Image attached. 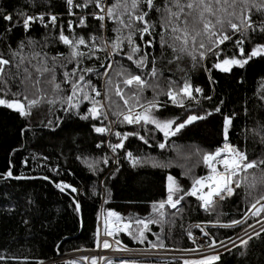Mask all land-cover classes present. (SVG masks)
<instances>
[{"label":"snow or ice","instance_id":"snow-or-ice-1","mask_svg":"<svg viewBox=\"0 0 264 264\" xmlns=\"http://www.w3.org/2000/svg\"><path fill=\"white\" fill-rule=\"evenodd\" d=\"M63 6L66 16L71 17L66 23L61 14L51 10V4L49 10L35 14L0 10V20L6 22L0 29V44L7 53H0V107L12 110L25 121L21 136L32 131L34 111L45 105L48 112L63 113L41 121L50 133L63 131L73 117L85 121L94 137L99 138L94 139L92 146L112 153L100 160H86L88 168L100 173L99 165L107 167L111 162L116 165L110 170V176H114L121 171L122 159L133 169L170 166V162L141 155L139 150L134 153L131 150L133 137L144 146L164 151L173 138H182L191 127L217 115L222 118V144L194 153L198 156L197 163L207 170L204 175H196L193 166H189L182 173L191 181L190 186L185 187L176 175L167 173L164 195L151 203L148 215L125 217L108 210L106 217L112 218L114 227L109 230L106 218L103 235L114 238L123 232L138 243L147 242L151 250H167L165 228L170 232L176 214L183 213L187 199L195 198L205 213L216 217L215 221H204L185 229L197 247L182 251L198 253V257H173L157 260L155 264H172V261L217 264L224 252L231 254L239 249V256L246 257L250 244L264 247V114L259 117L260 131L254 137L255 143L234 140L238 114L225 113V101L216 102L210 94L217 83L211 75L213 70L232 74L234 69H244L252 60L264 58V0H63ZM37 27L55 32L52 43L63 45L67 51L56 50L55 54H50L53 49L48 47L47 36L43 42L30 35L26 39L19 38L15 47L6 43L16 30H20L23 37ZM229 44L232 51L228 50ZM187 62L208 74L209 88L201 86L179 67ZM166 65H176L182 75L170 78L164 71ZM100 82L102 86H98ZM149 90L151 98L145 95ZM259 99L264 103V92ZM202 101L211 102V106H205ZM169 105L183 110V116L166 118L165 110ZM243 111L246 118L251 119L247 115L249 110L244 108ZM122 126H130L131 130H117ZM155 133L160 134L159 140L155 139ZM108 137H114L115 142ZM49 159L48 155L39 153L31 159L23 158L21 165L31 170L32 161H38L37 167L60 176L59 166L49 167ZM15 169L16 165L9 159L7 169L0 172V179L47 181L70 196L74 210L80 212L81 190L74 183L57 180L52 175H17ZM240 190L245 193L247 209H239L240 218L222 223L220 217L226 215L222 207L228 200L240 196ZM209 225L240 227L241 232L227 237L226 242L217 239L208 230ZM152 226H159L160 231L154 232ZM192 228L199 230V242ZM149 234L155 236V241L149 240ZM115 244L114 250L129 251L120 240H115ZM96 247L112 249L113 244L108 239L101 241L98 230ZM4 259L0 256V260ZM89 259L91 264H98L96 257L79 258ZM79 260L67 264H79ZM99 260L113 264L106 257ZM119 264H137V261L121 260Z\"/></svg>","mask_w":264,"mask_h":264},{"label":"trees","instance_id":"trees-1","mask_svg":"<svg viewBox=\"0 0 264 264\" xmlns=\"http://www.w3.org/2000/svg\"><path fill=\"white\" fill-rule=\"evenodd\" d=\"M49 4L52 5L53 12L62 15L65 23L67 19H71L66 16L63 0H0V10L10 13L35 14L49 10ZM5 24L6 22L0 20V29H3ZM28 35L40 42H43L47 36L48 47L53 49L50 54H55L56 50L67 51L63 45L52 43L55 39V32L49 33L42 27H37L35 31L23 37L20 30H16L12 39L7 40L6 43L15 47L19 38L26 39ZM228 50H233L231 44L228 45ZM0 53L7 54L2 44H0ZM88 63L90 62H86ZM179 67L184 68L185 72L193 76L201 86L209 88L208 74L202 68H193L190 62L182 63ZM164 71L170 78L182 75L176 65H166ZM211 75L217 81L212 86L214 91L210 92L214 101L218 102L223 99L225 113L234 111L238 114L235 121L237 131L233 139L243 140L245 144L249 140L255 143L254 137L260 131L259 117L264 114V103H261L259 99L260 94L264 92V88L261 87L264 85V58L254 59L244 69H234L232 74L213 70ZM98 86H102V82ZM145 95L151 98V90ZM160 99L166 98L160 97ZM202 103L205 106H211V102L202 101ZM47 108L48 106L45 105L34 111V118L31 120L32 131L21 136L20 129L25 121L12 110L0 107V172L7 169L8 160L11 159L16 165L14 171L17 175H52L57 180L64 179L69 183H74L79 188H83V192L78 197L81 210L77 213L70 196L61 193L47 181L0 179V256L6 258L0 260V264H40L41 261L43 264H67L69 261L51 262V260L58 253L96 247L101 213L106 214L108 210H114L125 217L148 215L151 203L164 195V180L167 173L171 172L176 175L185 187L190 186V179L182 175L189 166H193L196 175H204L207 171L202 164L197 163L194 153L201 149H214L222 144L220 135L222 118L219 115L186 130L182 138H173V141L169 142V148L164 151L155 146L152 148L144 146L142 142L133 137L131 150L134 153L139 150V154L150 156L158 161L170 162V166L163 169L151 166L133 169L126 160L121 158V171L110 176V170L116 167L114 163L110 162L107 167L100 164L101 171L96 173L90 170L85 162L86 160H100L105 155L112 156L110 150L95 149L92 146L94 139L99 138L91 133L88 123L73 117L64 126L63 131L50 133L43 128L41 121H46L48 118L54 119L56 115H63V113L48 112ZM244 108L249 110L247 115H250L251 119L246 118ZM175 115L183 116V110L169 105L165 110L166 118H172ZM117 130L129 131L131 128L122 126ZM138 130L144 134L142 129ZM109 139L115 142L114 137ZM155 139H160L159 133H155ZM39 153L50 157L47 162L49 167L59 166L60 176H55L48 169L37 167L38 161H32L31 170L21 165L23 158L31 159L33 155ZM182 154H190V157H183ZM77 156L81 159L78 160ZM69 171L73 174L68 175ZM244 197L245 193L240 190V196L225 202L221 209L226 213L220 217L222 223H228L232 218H240L239 209H247ZM25 220L27 223L24 222ZM209 220L215 221V215L209 216L199 207L195 198H188L183 206V213L176 214V222L170 226V232L168 227L165 228L168 232L165 239L167 248L184 250L197 247L188 238L185 229L189 225ZM249 223H254V220H249ZM152 227L154 232L160 231L159 226ZM208 230L217 239L225 240L240 232L241 228L209 225ZM191 231L195 237L201 235L196 228H192ZM114 238L129 247L149 248L147 242L138 243L123 232L115 235ZM149 240L155 241V236L149 234ZM255 243L259 244L258 241ZM221 251L224 252L223 249ZM239 251V249H234L231 254L224 252L221 261L217 264H264V247H253L250 244L249 254L246 257L239 256ZM123 260H135L137 264H149V262L155 264L160 259ZM119 261L121 260H114L113 264H119ZM79 264L82 263L79 262ZM172 264L176 262L172 261Z\"/></svg>","mask_w":264,"mask_h":264},{"label":"built area","instance_id":"built-area-1","mask_svg":"<svg viewBox=\"0 0 264 264\" xmlns=\"http://www.w3.org/2000/svg\"><path fill=\"white\" fill-rule=\"evenodd\" d=\"M29 14H33V13H29ZM110 137H108L107 139H109ZM81 192H83V188H80ZM100 224V221H99ZM259 227V226H258ZM100 240H104V239H108L112 244H113V248L112 249H103V248H84V249H73V250H69L66 251L64 253H61L59 256H57L55 258V261L52 262H57V261H71V260H79V258L81 257H96L98 260V264H106V261H100L99 258L100 257H106V258H114V260H123V259H139L142 257H151L150 253H151V249L149 248H135V247H129L127 246V248L129 249V251H117L114 250L116 249L117 245L115 244V238L113 237H107L105 235H103V231L100 229ZM241 232V231H240ZM239 233V232H238ZM236 235V234H235ZM234 235V236H235ZM233 236V237H234ZM198 241H200L201 239V235H196L195 237ZM226 241V239H225ZM227 242V241H226ZM124 245V244H122ZM103 250L102 252H99V250ZM169 250H172L171 248H169ZM174 251L177 252H186V251H182L183 249H173ZM222 250V248H221ZM136 253H140L143 254L142 257L140 256H136ZM54 259V258H53ZM80 263L82 264H91V260H79Z\"/></svg>","mask_w":264,"mask_h":264},{"label":"rangeland","instance_id":"rangeland-1","mask_svg":"<svg viewBox=\"0 0 264 264\" xmlns=\"http://www.w3.org/2000/svg\"><path fill=\"white\" fill-rule=\"evenodd\" d=\"M181 156L183 157H190V154H182ZM196 159L198 160V156L196 155ZM106 214L104 213H101L100 215V224H99V228L104 232V228H105V219H106ZM109 220V223H108V228L109 230H111L113 227H114V223L112 221V218H107ZM111 243V242H110ZM169 248H167L168 250ZM161 250H164V249H161ZM173 250V249H172ZM177 252V251H176ZM157 256H154V257H142V258H156ZM173 257H186V258H197L198 257V253H194V252H178L176 253L174 256H167V257H157V259H160V260H167V259H172ZM112 261L114 258H110ZM141 259V258H139Z\"/></svg>","mask_w":264,"mask_h":264},{"label":"bare ground","instance_id":"bare-ground-1","mask_svg":"<svg viewBox=\"0 0 264 264\" xmlns=\"http://www.w3.org/2000/svg\"><path fill=\"white\" fill-rule=\"evenodd\" d=\"M103 250L101 249V250H99V252H102ZM176 253H178V252H176V251H174V250H152L151 251V253H150V255L152 256V257H154V256H157V257H167V256H174ZM142 255L143 254H140V253H136V256H140V257H142ZM156 257V258H157Z\"/></svg>","mask_w":264,"mask_h":264},{"label":"water","instance_id":"water-1","mask_svg":"<svg viewBox=\"0 0 264 264\" xmlns=\"http://www.w3.org/2000/svg\"><path fill=\"white\" fill-rule=\"evenodd\" d=\"M60 254H61V253H58V254L54 257V259L51 260V262H52V261H55V258H56L57 256H59Z\"/></svg>","mask_w":264,"mask_h":264}]
</instances>
